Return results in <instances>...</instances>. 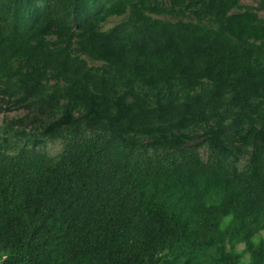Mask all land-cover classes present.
<instances>
[{
	"label": "trees",
	"instance_id": "trees-1",
	"mask_svg": "<svg viewBox=\"0 0 264 264\" xmlns=\"http://www.w3.org/2000/svg\"><path fill=\"white\" fill-rule=\"evenodd\" d=\"M251 3L0 0V264H264Z\"/></svg>",
	"mask_w": 264,
	"mask_h": 264
},
{
	"label": "rangeland",
	"instance_id": "rangeland-1",
	"mask_svg": "<svg viewBox=\"0 0 264 264\" xmlns=\"http://www.w3.org/2000/svg\"><path fill=\"white\" fill-rule=\"evenodd\" d=\"M242 2L249 3V4L253 5V3H251V0H242ZM59 148H60V144L59 143H50L49 146H48V150H49L50 153L57 152V150H59ZM238 247H241V244H239Z\"/></svg>",
	"mask_w": 264,
	"mask_h": 264
}]
</instances>
